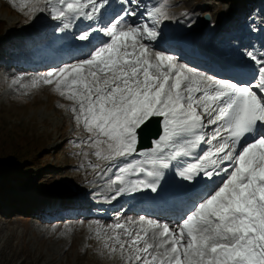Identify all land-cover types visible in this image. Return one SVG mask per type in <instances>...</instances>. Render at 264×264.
<instances>
[{"label": "snow or ice", "instance_id": "1", "mask_svg": "<svg viewBox=\"0 0 264 264\" xmlns=\"http://www.w3.org/2000/svg\"><path fill=\"white\" fill-rule=\"evenodd\" d=\"M120 2L127 7L111 19L109 0L22 5L31 6L29 14L46 12L61 31L89 22L74 37L86 42L83 58L32 86L54 85L73 102V118L90 134L94 154L109 161L106 171L116 169V195L150 189L158 197H189L205 185L175 225L146 216L129 221L135 231L112 225L122 231L109 237L111 251L128 264H264V59L249 54L256 73L246 81L197 71L152 47L158 35L164 39L157 25L167 18L166 4L146 9L150 23H137L126 17L137 15L138 0L135 8L134 0ZM150 118H159L161 130L141 152L138 130ZM202 145L208 147L201 151ZM173 167L180 181L170 191L161 181Z\"/></svg>", "mask_w": 264, "mask_h": 264}, {"label": "rangeland", "instance_id": "2", "mask_svg": "<svg viewBox=\"0 0 264 264\" xmlns=\"http://www.w3.org/2000/svg\"><path fill=\"white\" fill-rule=\"evenodd\" d=\"M25 2L0 0V54L5 53L2 43L7 45L12 39L8 31L25 30L31 36L53 21L46 12L29 14L31 6L23 7ZM164 4L167 5V18L163 20L175 24L180 36L196 32L200 17L210 12L214 21L202 37L204 42L214 35L215 25L225 12L233 15V10L239 8L235 0H164ZM141 12V8L137 9L140 18L136 22L150 23L146 13ZM37 19L40 21L34 23ZM130 19L128 17L127 20ZM3 20L12 24L9 30L1 24ZM19 22L25 24L20 26V23L17 28ZM163 25H157L158 32ZM61 28L56 24L48 29L47 38L57 41L46 46L51 52L57 50L58 43L62 44L68 38L73 40L71 34L66 30L61 31ZM155 44L152 42V47ZM215 48L224 50L221 45ZM12 58L11 55H4L3 58L0 55V59L7 60L4 65L0 63V157L17 152L24 158L18 161V169L6 166V170H0V264H128L119 250L114 253L111 251L112 240L109 237L122 231H114L111 226L115 221L126 226L131 216L136 222V218L138 221V217L146 215L142 212H122L125 203L115 211L96 209V206L106 202L103 198L99 199L98 193L103 188L113 190L118 187L111 183L114 177L109 178L116 169L106 171L109 161L94 154L96 148L90 146V134L73 118L72 101L62 97L54 85L39 82L32 86L34 80L45 76L48 71L65 63H73L81 57L52 64L50 61H55V58L50 55L44 61L46 63L49 60V65L42 69H19L9 65V62L15 61ZM20 64L30 66V61ZM136 158L143 159L139 156ZM27 168L26 172H21ZM174 169L171 170L174 172ZM4 176L10 181L9 185L3 183ZM179 181V178L169 179L167 185L176 186ZM96 187H99V191L94 190ZM123 194L125 197H137L136 203L146 200L144 191L133 195L131 192ZM80 199L88 202L87 210L83 209L86 212L83 215L85 219L79 214L73 222V219L65 220L70 217L66 213L75 212L73 204ZM89 211L94 215H87ZM37 213L43 219L35 217ZM128 229L135 231L137 227ZM106 244L109 247H105Z\"/></svg>", "mask_w": 264, "mask_h": 264}, {"label": "bare ground", "instance_id": "3", "mask_svg": "<svg viewBox=\"0 0 264 264\" xmlns=\"http://www.w3.org/2000/svg\"><path fill=\"white\" fill-rule=\"evenodd\" d=\"M235 3H237L238 4V6H239V8H237L236 10H233V15H231L229 18H228V12H227V14H226V12L223 14V16H222V18L221 19H219L218 21H217V24L215 25V31L219 28V27H221L222 25H224V24H227L229 21H231L234 17H235V13H236V16H238L242 11H243V9H244V7H245V5L246 4H250V3H252V0H235ZM260 4H262L263 6H264V0L262 1V2H260ZM143 12V11H142ZM141 12V13H142ZM140 17L139 16H135V17H131V19L129 20V22H136V20L137 19H139ZM224 18H227L225 21H223L224 20ZM40 20H36V21H34V23H38ZM179 21H178V19H177V21H176V23H178ZM21 22H19V23H17V28H18V25L20 24ZM57 23H60V22H58V21H52L51 23H50V27L52 26V25H55V24H57ZM2 25H4L6 28L5 29H7V30H9L11 27H12V24L10 23V22H8V21H6V20H3L2 21V23H1ZM25 23H21V25L20 26H23ZM212 24H213V16H212V22H211V24H210V27L207 29V30H204V31H196V32H194V33H189L190 35H189V37H192V38H194L192 41H196L197 42V40L198 39H200V37H203V35H205L209 30H210V28L212 27ZM167 25L169 26L168 28H169V31L172 33L173 32V30L176 32V26H175V24H171V22L170 21H168L167 22ZM177 25V24H176ZM172 26V27H171ZM172 28H173V30H172ZM26 30H27V28H25ZM43 29V30H42ZM41 30L42 31H37V32H35V34H37V35H44V36H47L46 34L48 33V29L49 28H42ZM16 32H18V31H8V35L12 38V39H14V33H16ZM182 31H180V33H181ZM19 33H20V35H24V34H26L25 33V30H20L19 31ZM176 34H177V32H176ZM183 36V35H182ZM242 36H248V34L246 35V34H243ZM32 36H30V38H31ZM11 39V40H12ZM50 42H53V41H51V39H49V38H47L46 40H45V42L44 43H42V44H36L35 42H34V46L33 47H31V48H29V49H24L25 50V53L28 55V56H31L32 54H35V57H36V59L33 61V62H38V63H40V65H41V67H38V68H36V69H42V68H44V67H46V66H48L47 65V62L46 63H44V61H45V59H46V57H48V56H50L51 54L52 55H58L59 53H60V51H59V49H62V51L63 52H69V51H75L76 49H80L82 46H84L85 44L84 43H86V42H84V43H78L77 42V45L75 44V43H73V42H67V43H62L63 44V46H61L62 44H61V42L60 43H58V44H60L59 46L61 47V48H58L57 50H54V51H49V49H46V47H44V46H46L48 43H50ZM215 42L218 44L219 43V41H218V39H215ZM53 43H57V41H55L54 40V42ZM180 45L181 46H183V40H180ZM219 45V44H218ZM35 48H36V50H35ZM259 48H260V50H261V52L260 53H262L263 55H264V46H259ZM181 49H186L185 47L184 48H181ZM22 49H20V51H21ZM84 50V49H83ZM252 51H254V48H252ZM219 56H222L223 55V53L222 52H219ZM78 57H81V58H83V56H84V51H82L79 55H77ZM216 56V55H215ZM256 57H258L259 59H263V58H261V57H259V56H256ZM9 59V58H8ZM218 62L220 63V61L218 60L217 62L216 61H214L213 62V66H215V65H217L218 64ZM255 63V62H254ZM215 64V65H214ZM221 64V63H220ZM205 65H207V63H205ZM228 65V64H227ZM248 66H243L245 69H246V71L247 70H249V69H251L252 68V65L250 66L249 64H247ZM229 66V65H228ZM237 67H240V65H238V66H236L235 68H233L232 70L230 69L229 70V72L231 73V71H234V69H236ZM27 71H29V70H27ZM205 73H207L206 71H204ZM209 73V72H208ZM234 74V73H233ZM232 76V75H231ZM234 77H231V78H233L232 80H234V79H238V77L240 76V75H233ZM249 75L248 74H246L245 73V75H242L241 77H244L245 79H247L246 77H248ZM216 78H218V77H216ZM242 78H240V80H241ZM175 170V169H174ZM172 171V170H171ZM114 173V172H113ZM113 173H111L110 174V179H112V177H113ZM108 178V179H109ZM138 179V178H140V177H136V176H130V177H128V179H132V180H134V179ZM176 178H179V177H176ZM169 179H172V180H174V176L173 175H171V173L170 172H168V171H166V173H165V178H164V180L163 181H161V184H164L165 182H167ZM180 179V178H179ZM109 182V181H108ZM105 183V182H104ZM103 183V184H104ZM187 183H191V182H187ZM105 185H106V183H105ZM107 185H108V183H107ZM111 185V184H110ZM170 186V185H169ZM101 187V186H100ZM107 187V186H106ZM111 188V187H110ZM204 188V186H201L200 188H199V190H201V189H203ZM97 189H99V187H96L94 190H97ZM172 189H174V187H172ZM172 189H170V191L172 190ZM97 191H99V190H97ZM143 191H146V193H147V195H148V197L149 196H152V194H156V193H152L151 191H150V189H141L140 191H134V192H131V195H133V193H135V192H143ZM127 192H129V191H125L124 193H127ZM99 194V198H103V199H106V198H109V197H112V196H114V195H116V193L114 192V190H112V189H109V190H105L104 188H103V190H102V192H99L98 193ZM129 194V193H128ZM135 195V194H134ZM137 196V195H136ZM139 196H140V194H139ZM123 197H125L124 196V194L123 193H121V194H119V195H117L116 196V198L115 199H113V202H111L112 203V205L113 206H115V205H119V204H121L123 201H124V198ZM135 197V196H134ZM184 198H186V197H184ZM130 199V201L132 202L133 201V203L135 204V202H136V199H137V197H135V198H129ZM151 202V201H150ZM190 202V201H189ZM188 202V203H189ZM88 205V202H85V203H78L76 206L77 207H79V208H84V207H86ZM135 206H136V204H135ZM97 207H99V208H101V206H97ZM134 208V205H132V207L128 210V212H130L131 214L133 213L132 212V209ZM47 211H48V209H46ZM121 214V213H120ZM176 214V212L174 211V215ZM127 216V215H126ZM142 216V215H141ZM35 217H39V219L41 218V219H43L42 217H40V216H35ZM130 217V216H129ZM132 217V219H131V221H133V222H135V218L133 217V216H131ZM130 219V218H129ZM181 219V218H180ZM179 219V220H180ZM56 220H58V219H56ZM65 220H68V219H65ZM138 220H139V217H138ZM43 221V220H42ZM45 221H47V220H45ZM74 221V219L72 220V222ZM136 221H137V218H136ZM173 222V221H172ZM171 222V223H172ZM177 222V221H176ZM175 222V223H176ZM175 223L174 224H172V225H175ZM56 224V223H55ZM57 224H58V222H57ZM124 225H125V223H124ZM126 227L127 228H129V227H138V225L137 224H135V223H129L128 225H126ZM62 234V233H61ZM121 254V253H120Z\"/></svg>", "mask_w": 264, "mask_h": 264}, {"label": "water", "instance_id": "4", "mask_svg": "<svg viewBox=\"0 0 264 264\" xmlns=\"http://www.w3.org/2000/svg\"><path fill=\"white\" fill-rule=\"evenodd\" d=\"M210 20V14L205 13L202 16L200 25L198 27L199 31L205 30L208 27ZM160 130L161 126L159 124V118H150L149 121L145 122V125L141 126V129L138 130L139 150L150 148L152 146V139L157 138Z\"/></svg>", "mask_w": 264, "mask_h": 264}, {"label": "trees", "instance_id": "5", "mask_svg": "<svg viewBox=\"0 0 264 264\" xmlns=\"http://www.w3.org/2000/svg\"><path fill=\"white\" fill-rule=\"evenodd\" d=\"M20 151H23V149L22 150H20ZM26 151H28V150H26ZM12 156V159H9L10 157ZM21 158H24L22 155H19L17 152L16 153H12V155H9V156H5L4 154L2 155V157H0V164L2 163V166H0V170L1 169H3V170H6L5 168H6V166H7V168L8 167H11V168H13L14 170H16V169H18V168H16V166L18 165V161L21 159ZM34 164H36V163H34ZM28 170V168L27 169H22V173H24V172H26ZM18 171V170H17ZM16 171V172H17ZM6 172H8V171H6ZM22 173H20V174H22ZM6 174H8V173H6ZM6 178L7 177H2V180H3V183L5 184V185H9L10 184V181L7 179L6 180Z\"/></svg>", "mask_w": 264, "mask_h": 264}]
</instances>
